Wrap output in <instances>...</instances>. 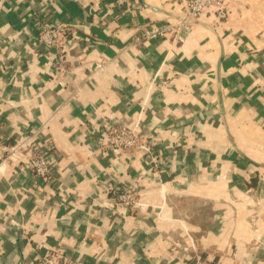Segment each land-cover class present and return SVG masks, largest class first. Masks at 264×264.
<instances>
[{
    "label": "crops",
    "instance_id": "0c3cea01",
    "mask_svg": "<svg viewBox=\"0 0 264 264\" xmlns=\"http://www.w3.org/2000/svg\"><path fill=\"white\" fill-rule=\"evenodd\" d=\"M115 1L0 0V117L59 153L48 184L0 155V264L53 243L89 264H264V0H227L182 41H139L182 0ZM43 24L63 26L59 50L35 45ZM102 120L166 147L162 184L136 179L139 154L119 168L98 151ZM128 182L136 204L117 211L109 189Z\"/></svg>",
    "mask_w": 264,
    "mask_h": 264
},
{
    "label": "built area",
    "instance_id": "2783aa9c",
    "mask_svg": "<svg viewBox=\"0 0 264 264\" xmlns=\"http://www.w3.org/2000/svg\"><path fill=\"white\" fill-rule=\"evenodd\" d=\"M131 0H116L118 7L130 3ZM230 13L227 0H182V11L175 20H166L160 23L150 24L141 31L139 41L161 40L166 36H172L174 40L182 41L181 32L190 30L193 24L204 15H209L216 22L224 21ZM65 26V25H64ZM63 26L41 25L39 33L33 39L35 45L44 49L59 50L64 44ZM58 61L63 58L58 56ZM106 61L95 62L90 65L89 71L99 72L105 69ZM99 136L95 139V144L103 155L120 168V163L124 158L139 154L142 157L143 166H148L147 170L138 173L136 179L153 176V180L162 184V174L167 170L165 164L167 157L164 148H158L155 137L143 136L139 129V121L127 124L125 122H108L102 120L96 126ZM146 134V133H145ZM184 134V133H183ZM182 133L178 135L182 136ZM0 155L3 160L19 162L21 169H24L32 180H41L48 184L53 180V173L58 167L59 153L50 143L38 140L37 132H26L13 136L6 128L3 119L0 117ZM3 160L1 162H3ZM1 165V164H0ZM110 194L116 197L115 209L134 205L136 183L113 184L109 189ZM32 264H89L87 259L72 257L71 253L60 244H51L48 247L35 249ZM191 264H213L212 260L204 259L200 255H195Z\"/></svg>",
    "mask_w": 264,
    "mask_h": 264
},
{
    "label": "water",
    "instance_id": "95a60500",
    "mask_svg": "<svg viewBox=\"0 0 264 264\" xmlns=\"http://www.w3.org/2000/svg\"><path fill=\"white\" fill-rule=\"evenodd\" d=\"M196 23V22H195Z\"/></svg>",
    "mask_w": 264,
    "mask_h": 264
}]
</instances>
